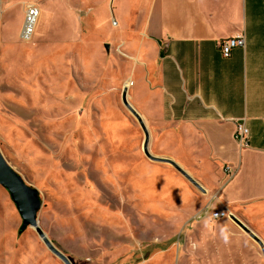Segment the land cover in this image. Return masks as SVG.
Segmentation results:
<instances>
[{
	"label": "rangeland",
	"instance_id": "obj_1",
	"mask_svg": "<svg viewBox=\"0 0 264 264\" xmlns=\"http://www.w3.org/2000/svg\"><path fill=\"white\" fill-rule=\"evenodd\" d=\"M35 1L40 14L26 43L17 37L19 6L0 12V153L38 190L37 222L53 245L71 264H264L233 221L182 210L181 200L176 210L158 208L168 191L152 193L154 170L135 161L149 159L121 101L122 55L76 23L75 0ZM20 224L0 185V264H63L33 228L18 233Z\"/></svg>",
	"mask_w": 264,
	"mask_h": 264
},
{
	"label": "crops",
	"instance_id": "obj_2",
	"mask_svg": "<svg viewBox=\"0 0 264 264\" xmlns=\"http://www.w3.org/2000/svg\"><path fill=\"white\" fill-rule=\"evenodd\" d=\"M31 3L37 5H0L2 14L19 6V38ZM75 3L76 23L85 22L90 36L122 55L123 87L148 132L150 154L172 160L201 188L168 163L135 156L138 168L154 170L147 173L152 193L168 191L158 208L176 210L181 200L188 212L225 209L264 240V0ZM105 28L113 29L110 38L101 34ZM59 29L58 50L65 43ZM240 35L244 47L223 57L219 42ZM240 124L248 130L245 145L234 137Z\"/></svg>",
	"mask_w": 264,
	"mask_h": 264
},
{
	"label": "water",
	"instance_id": "obj_3",
	"mask_svg": "<svg viewBox=\"0 0 264 264\" xmlns=\"http://www.w3.org/2000/svg\"><path fill=\"white\" fill-rule=\"evenodd\" d=\"M121 101L127 110L136 118L144 135L142 151L144 155L153 162L168 163L173 166L182 176H184L194 187L201 189L199 184L193 180L184 170H182L172 160L159 158L153 156L148 151V132L146 131L143 122L135 111V109L129 104L127 100V88H123L121 92ZM0 185L8 192L10 198L17 210V213L21 219V224L18 228V233L24 231L27 227H31L35 230L38 237L44 243L46 248L59 258L63 264H71L70 260L57 249L50 239L46 236L43 230L40 228L37 222V212L41 206V199L39 192L34 187L28 185L24 179L8 164L0 153ZM231 220L246 234L248 235L260 248L262 256H264V242L252 232L245 224H243L236 217H232Z\"/></svg>",
	"mask_w": 264,
	"mask_h": 264
},
{
	"label": "built area",
	"instance_id": "obj_4",
	"mask_svg": "<svg viewBox=\"0 0 264 264\" xmlns=\"http://www.w3.org/2000/svg\"><path fill=\"white\" fill-rule=\"evenodd\" d=\"M39 14L40 11L36 4L31 3L26 6L23 17L22 28L20 31V38L22 40L30 41L31 38L33 37ZM244 45H245V40L243 35L225 38L219 42V47L223 57H228L230 51L234 47H244ZM247 135H248V130L243 124L236 126L234 137L238 142L245 145L247 142ZM225 169L227 170L228 167L225 166ZM207 210L210 211V213L208 214V218L214 220L224 219V218L231 220L232 217H236L232 212L225 209L211 210V208H206L202 211L205 212Z\"/></svg>",
	"mask_w": 264,
	"mask_h": 264
},
{
	"label": "bare ground",
	"instance_id": "obj_5",
	"mask_svg": "<svg viewBox=\"0 0 264 264\" xmlns=\"http://www.w3.org/2000/svg\"><path fill=\"white\" fill-rule=\"evenodd\" d=\"M127 84H128V83H127ZM127 84H125V85L127 86ZM112 125H113V124H112ZM117 126H118V125H117ZM109 128H110V126H109ZM114 128H115V127H113V129H114ZM113 129H112V130H113ZM109 130L111 131V129H109ZM107 131H108V130H107ZM110 133H111V132H110ZM112 134H113V133H112ZM114 137H116V136H114ZM111 138H112V137H111ZM123 142H124V141H123ZM120 146H121V145H120ZM114 167H116V166L114 165ZM117 168H118V166H117ZM117 168H116V169H117ZM158 185H159V183H158ZM151 186H152V185H151ZM152 187H153V186H152ZM167 187H168V186H167ZM154 188H155V187H154ZM154 188H153V189H154ZM165 192H166V190H165ZM148 193H149V191H148ZM158 194H160V193H158ZM156 195H157V193H156ZM162 195H163V193H162ZM169 196H170V195H169ZM157 198H158V200H159L160 196H159V197L157 196ZM145 200H146V199H145ZM161 200H162V198H161ZM164 200H165V199H164ZM165 202H166V201H165ZM151 204H152V203H151ZM153 205H154V203H153ZM155 205H156V204H155ZM152 208H154V207H152ZM155 212H156V211H155ZM157 212H158V211H157Z\"/></svg>",
	"mask_w": 264,
	"mask_h": 264
}]
</instances>
